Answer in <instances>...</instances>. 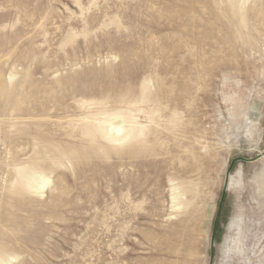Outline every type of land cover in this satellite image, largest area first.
<instances>
[{
    "label": "rangeland",
    "instance_id": "1",
    "mask_svg": "<svg viewBox=\"0 0 264 264\" xmlns=\"http://www.w3.org/2000/svg\"><path fill=\"white\" fill-rule=\"evenodd\" d=\"M263 151L264 0H0L7 264H264Z\"/></svg>",
    "mask_w": 264,
    "mask_h": 264
},
{
    "label": "bare ground",
    "instance_id": "2",
    "mask_svg": "<svg viewBox=\"0 0 264 264\" xmlns=\"http://www.w3.org/2000/svg\"><path fill=\"white\" fill-rule=\"evenodd\" d=\"M239 12H242V9H239ZM243 15H241L242 18ZM144 91V90H143ZM141 100L146 101L147 98L142 95ZM140 100V101H141ZM120 117H117L115 119H119ZM121 119V122L114 123V118L111 120L104 119L102 124H99L94 127L87 128L84 130V134H89L91 138H102L105 141L109 143H116L124 141L126 139H140L139 137H143V131L142 129H135V128H124L123 126V119ZM109 123V130H106L104 128V124ZM85 129V127H84ZM95 138V139H97ZM94 139V140H95ZM93 141V140H92ZM94 142V141H93ZM30 167V166H29ZM45 171L40 168H27V169H21L18 172V179L16 181L18 188L21 189V191L29 193V192H35L40 193L42 189L46 186V184L49 182V178L44 175ZM258 180H261L260 188H264V177L263 173H258L257 177ZM233 178L230 176L229 178V186L232 184ZM196 185V184H195ZM195 185H192V187L187 188L186 190L179 191L180 189L178 187L172 188V199L174 200V208L175 209H182L190 207L192 202L195 200L197 196V188ZM198 185V184H197ZM202 189V188H201ZM190 193L192 196L190 199H187V194ZM34 194V193H33ZM206 195V194H204ZM198 199V198H197ZM205 205V204H204ZM204 208V207H203ZM6 260V259H5ZM2 256H0V264H7V261H5Z\"/></svg>",
    "mask_w": 264,
    "mask_h": 264
},
{
    "label": "water",
    "instance_id": "3",
    "mask_svg": "<svg viewBox=\"0 0 264 264\" xmlns=\"http://www.w3.org/2000/svg\"><path fill=\"white\" fill-rule=\"evenodd\" d=\"M261 157H264V151H263L261 154H259V155L257 156L256 159H259V158H261ZM256 159H253V160H247V161H248V162H252V161H254V160H256ZM227 182H228V173L225 174V185L227 184Z\"/></svg>",
    "mask_w": 264,
    "mask_h": 264
}]
</instances>
